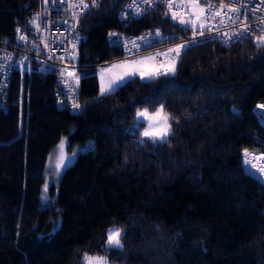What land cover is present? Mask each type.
Segmentation results:
<instances>
[{
    "label": "trees",
    "instance_id": "1",
    "mask_svg": "<svg viewBox=\"0 0 264 264\" xmlns=\"http://www.w3.org/2000/svg\"><path fill=\"white\" fill-rule=\"evenodd\" d=\"M128 1L103 0L79 20L80 113L58 109L56 67L13 75L0 108V264H81L83 254L110 264H264V180L244 163L245 149L264 154L261 35L230 45L200 39L174 77L148 86L137 78L101 96L98 66L122 60L109 30L192 33L162 6L127 24L120 11ZM38 6L0 0V46L16 41ZM161 104L178 117L170 143L141 147L124 129L137 109ZM62 136L80 151L56 200L43 203L45 164ZM86 144L91 150H81ZM111 227L123 229V251L104 250Z\"/></svg>",
    "mask_w": 264,
    "mask_h": 264
},
{
    "label": "snow or ice",
    "instance_id": "2",
    "mask_svg": "<svg viewBox=\"0 0 264 264\" xmlns=\"http://www.w3.org/2000/svg\"><path fill=\"white\" fill-rule=\"evenodd\" d=\"M103 0H76V2H71V0H51L53 6L63 5V7H58L56 10L58 13L63 12L65 9L70 11L71 19L75 20L77 23L81 17V14L84 12L91 13L93 10H97L100 7V4ZM241 0H232L233 4L240 3ZM44 5H48L49 0H42ZM158 6H164L168 9V12L165 13L166 17H169L172 21H177L179 25L184 27L182 31H191L193 33L192 40L186 43H181L176 45L174 48H169L165 52H157L148 56H139L138 50L141 45L136 43V41H121L116 33H112V36L117 37L116 40L112 41L114 44L125 47L131 45L127 48L128 55L133 57L131 59H125L113 63L105 68H102L100 71V95L107 96L115 94L123 87H127L129 83H135L138 81L143 82L145 86L155 83L159 80L160 77H174L176 74V62L178 61L181 51L187 47L193 46L194 44H199L200 41L197 40V32L200 36H203L205 30L209 33L213 31L218 33L219 37H224L223 44L228 45L234 42L233 37L229 36L227 31H221V28H227V25L230 23L236 25L238 22L242 27L235 31V41H239L243 38H247L249 35L248 26L243 24L241 20L240 12L238 8L229 7L222 2L219 5V8H216L213 5L207 4L205 0V5H201L200 0H181L180 4H176L175 0H156ZM148 5L149 8L153 6V0H132L126 8L134 9L130 14L134 16L144 15L149 12V8L143 7ZM174 7L179 9V11H174ZM78 10V11H77ZM187 11L189 13L188 18L180 15V12ZM247 11V10H246ZM48 12L45 8L43 13L44 17H47ZM255 15V14H254ZM219 18V19H217ZM260 19L259 17H256ZM246 19V16H245ZM42 20V14H34L31 24L33 26L32 30L38 34H41L43 31H46L49 27L50 21L45 20V28L41 29L40 23ZM64 23H67L66 21ZM76 25H69L66 28V31L75 32ZM58 31V29H57ZM264 31V29H262ZM17 32H21L18 28ZM62 35V34H61ZM151 35V34H149ZM156 37H160L159 30L156 31ZM78 35L73 36V39L68 42L70 45H64L60 43L59 47L63 48L64 52H67L68 56L74 61L76 58V44L78 43ZM141 41L145 43V46H151L152 41L148 40L146 37H140ZM171 39V38H170ZM19 40L22 44L33 43V46L36 47V55L38 57L40 52V46L36 45L34 41H29L26 35L21 34ZM257 46H264V35H261L256 38ZM157 42H163L162 40ZM41 43L43 49L47 50V59L51 60L53 58L54 52L57 49L49 48L48 42L41 35ZM135 50V51H134ZM173 53L174 57L169 59L168 54ZM60 61L65 60V56L62 54L59 57H56ZM159 58V59H158ZM29 58L25 56L23 60L19 63L24 64V61ZM13 57L11 54H5L3 57H0V74L6 70H11L15 67V64L12 63ZM7 61V63H5ZM55 65H49L48 68L42 69V71H47L54 69ZM119 69V71H115ZM108 74L107 80H105V74ZM59 74L62 80V83L69 89L73 94L75 93L76 88L79 85L80 77L76 74L74 67L69 70L67 64L59 70ZM70 78V79H69ZM165 82H169L167 79ZM67 95V93H65ZM259 108H264V105H258ZM71 108L73 110H79L81 104L77 103L75 98L71 103ZM235 112V109H233ZM177 121L178 117L172 116L165 109V106L161 104L159 108L149 111L148 108L137 109L134 113V122L131 129H124L126 133L135 134L134 139L136 143L141 147L146 145L153 146H163L170 143L169 137L173 132L171 121ZM142 129V130H141ZM66 139H62L58 144L59 154L56 158L57 162L54 166L52 174L56 177L59 176L60 170L67 167L66 161L70 162L76 155V152L73 151L71 156H68L65 152L66 148ZM91 150V145L88 146ZM252 155L248 153L247 149L244 150V163L246 166H251L255 168L256 165L253 164L252 160L249 159V156ZM256 159L264 158L261 156L255 157ZM51 161V157H50ZM52 167L50 162V168ZM259 172L264 173V167L259 169ZM48 184L44 185V192L47 193ZM44 201L47 202V196L43 197ZM123 229L119 227L109 228L105 233V251L117 250L123 251ZM81 264H108L106 256H92L88 254L82 255Z\"/></svg>",
    "mask_w": 264,
    "mask_h": 264
},
{
    "label": "built area",
    "instance_id": "3",
    "mask_svg": "<svg viewBox=\"0 0 264 264\" xmlns=\"http://www.w3.org/2000/svg\"><path fill=\"white\" fill-rule=\"evenodd\" d=\"M71 2L74 3L76 2V0H71ZM131 2L132 0H129L125 4L123 9L120 11L121 21L127 24L132 19H139L142 16V15L134 16L130 14L132 11H134V9H127L126 6ZM221 2L222 0H207V4L213 5L216 8H219V5ZM175 3L180 4L181 0H175ZM200 3L205 5V0H200ZM223 3H225L229 7H235L239 9L241 20H243V24L247 25L249 29V35L247 38H251V37L264 34V31H262V29H264V0H241V2L238 4H233L232 0H223ZM58 7H63V5L53 6L51 3V0H49L48 5H44L42 3V0H39L38 10L35 12V14L38 12L42 14V20L40 23L41 29L45 28V23H44L45 20L50 21L48 29L46 31H43L41 34H38L32 30L33 26L30 21V24L27 28L21 29V32L17 33V38L14 43L10 45L0 46V57H3L6 53L11 54L13 57L12 63L15 64L14 68H12L11 70H6L2 74H0V108L1 109L3 110L6 109V100H7L6 98H7L9 86L11 84L13 75L14 73H16V71L18 70H28L29 71V70L34 69L35 66H37L38 70H40L42 65H55V67L57 68V75L55 79L54 96L56 99V105L58 109L67 111L68 113H71V114H78L81 112L82 104L78 96L77 88L74 94L69 89H67V87L62 83L59 70L63 68L65 64H67L69 70H71L74 67L76 74L80 77L79 65L77 63L78 46H79L80 41L83 38V35L81 34L78 28L79 21L77 23L75 20L71 19L70 11L67 9H65L63 12L58 13L56 10ZM143 7L149 8L148 5H144ZM157 7L158 5L156 4V0H153V6L149 8V10H152ZM162 7L164 8V16H165V13L168 12V9L164 6ZM45 8L47 9V12H48L47 17L43 16ZM173 10L179 11V9H176L175 7ZM85 13L86 12L82 13L81 17L84 16ZM188 14L189 13L187 11L180 12V15H188ZM245 16H246V19H245ZM256 17H259L260 19H257ZM166 18L170 19L169 17H166ZM65 21L67 23H64ZM172 22H176L178 24L177 21H172ZM73 24L76 25L75 32L66 31V28L69 25H73ZM179 27L183 28L184 26L179 25ZM241 27L242 25L239 22L236 25H232L229 23L227 25V28H221V31H227L229 36L233 37V40H234L233 43H236L238 41H235L234 33L236 30L240 29ZM157 30H159L160 32V37H156ZM112 33H116L121 41H133L134 40L136 41V43L140 44L141 47L138 50L139 56L147 54L148 52H153L154 54L157 52H165L167 49L174 48L178 44L191 41L192 36H193V33H191L189 36H186V37H184L181 34L174 33V32L164 33L162 30L158 28H155L153 30H145L140 35H136V36L130 33L117 30V29H111L107 32V35H106L107 43L109 46L118 47L121 49L123 60H125L126 58L127 59L133 58L128 55V51H127V48L130 47L131 45L121 47L120 45L114 44L112 41L116 40L117 37L112 36L111 35ZM21 34L26 35L29 41H34L36 45L40 46L41 50L39 52L38 57L36 55L37 49L36 47L33 46V43L22 44V42L19 40V36ZM41 35L48 42L49 48L57 49L54 52L53 58L51 60L47 59V50L43 49V45L41 43ZM75 35H78L79 39H78V43L76 44V49H75L76 58L73 61L68 56L67 52H64L63 48H60L59 45L60 43H63L64 45H67L70 47L68 42L71 41L73 39V36ZM140 37H146L148 40H151L152 41L151 46H145V43L139 39ZM215 37H218V33L215 31H213L212 33H209L207 30H205L203 36H200L199 32H197V40H200L203 38H213L214 39ZM223 39L224 37H219L218 39H214V40L220 44H223L221 42L223 41ZM160 40H162L163 42H157ZM187 48L181 51V55L178 61L181 59L182 55L184 54ZM62 54L65 56L64 61H60L56 58ZM25 56H27L29 59L24 61V64H20L19 62L23 60ZM168 56H169V59H172L174 57V54L169 53ZM5 63H7V61ZM65 93H67V95ZM73 98H75L77 103L81 104V108L79 110H73L71 108V103L73 101Z\"/></svg>",
    "mask_w": 264,
    "mask_h": 264
},
{
    "label": "rangeland",
    "instance_id": "4",
    "mask_svg": "<svg viewBox=\"0 0 264 264\" xmlns=\"http://www.w3.org/2000/svg\"><path fill=\"white\" fill-rule=\"evenodd\" d=\"M203 6V4H201ZM184 16V18H188L189 14L188 15H182ZM116 63V62H115ZM113 63H105V64H102L100 66H98L97 68V75H98V80H99V85H101V79H100V71L102 68H105L109 65H111ZM115 71H119V69L115 70ZM107 76L108 74L106 73L105 74V80H107ZM99 93H100V88H99ZM256 110L259 112V114L261 115L262 117V120H263V123H264V108H259V107H256ZM21 126H22V119H21ZM66 139V148H65V152L68 156H71L72 155V152L75 151L76 152V155L73 159H71L70 162L66 161L67 163V167H69L70 165H72L77 157H78V154H79V151L80 149L77 147V146H72V147H69V141H68V137L67 136H62L59 141L53 146L52 150L50 151V153L48 154V157H47V161H46V164H45V168H44V176H43V183H42V186H41V194H40V199L43 203H45L43 197L46 195L47 196V202L49 201H55L56 198H57V193H58V186H59V183H60V180H61V177L65 171V169L67 168H64V169H61L60 170V174L58 177L54 176L52 174V171L54 169V166L57 162L56 158L59 154V149H58V144L60 143V141L62 139ZM89 146V144H86L84 148H81V150H85L87 147ZM257 156H261V157H264V154L263 153H257V154H254V155H250L249 156V159L252 160L253 164L256 165L255 168H251L250 167V170L252 171L253 174H255L256 176H258L259 178H261L262 180H264V173H261L259 172V169L261 167H264V158H260V159H256L255 157ZM50 157H51V161H50ZM50 162H51V165L52 167L50 168ZM45 183L48 184V190H47V193L44 192V185ZM111 228H115V227H111ZM92 256H103V255H92ZM108 264H110L108 262Z\"/></svg>",
    "mask_w": 264,
    "mask_h": 264
},
{
    "label": "crops",
    "instance_id": "5",
    "mask_svg": "<svg viewBox=\"0 0 264 264\" xmlns=\"http://www.w3.org/2000/svg\"><path fill=\"white\" fill-rule=\"evenodd\" d=\"M151 54H154V53L153 52H148L147 54H144V55H141V56H148V55H151ZM119 61H123V59L115 61V62H119ZM115 62H111V63H115ZM99 88H100V85H99Z\"/></svg>",
    "mask_w": 264,
    "mask_h": 264
}]
</instances>
